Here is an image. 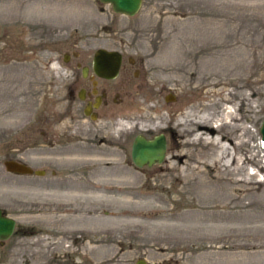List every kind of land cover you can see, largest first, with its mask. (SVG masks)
<instances>
[{"label":"rangeland","instance_id":"374dc122","mask_svg":"<svg viewBox=\"0 0 264 264\" xmlns=\"http://www.w3.org/2000/svg\"><path fill=\"white\" fill-rule=\"evenodd\" d=\"M202 37L239 41L237 47L251 51L248 56L237 52L244 65L237 69L234 136L240 147L224 154L184 135L191 127L162 129L155 135L164 134V161L138 168L130 148L139 132L123 129L129 136L123 155L102 145L67 143L78 134L77 126L64 100L63 77L54 71L56 61L73 52L75 41L81 53L101 47L121 53L114 83L125 84L124 116L130 114L134 122L150 54L164 53L161 46L168 41ZM191 72L186 70L176 90L161 92L159 105L182 113L189 110L187 101L204 96L201 87L189 91L188 83L197 76ZM263 76L264 0H143L133 17L95 0H0V209L16 221L12 236L0 243V264H264V82L253 83ZM227 90L212 96L216 116ZM169 94L176 99L167 103ZM167 114L162 110L166 122ZM86 128L87 138L95 134L93 125ZM115 132L109 125L112 142ZM221 133L214 135L221 139ZM216 152L224 157L220 164L213 163ZM5 161L43 175L9 173ZM99 178L113 186L116 200L97 203L84 197ZM131 179L136 182L132 199L124 206L119 194L129 190ZM77 188L79 197L71 191ZM130 208L138 211L132 217Z\"/></svg>","mask_w":264,"mask_h":264},{"label":"bare ground","instance_id":"6f19581e","mask_svg":"<svg viewBox=\"0 0 264 264\" xmlns=\"http://www.w3.org/2000/svg\"><path fill=\"white\" fill-rule=\"evenodd\" d=\"M237 45H241V42L237 41L233 44H227L222 41L207 42L203 37L202 39H189L185 42L168 41L165 45L163 44L161 48L166 49L164 53H158V55L150 54L149 56L150 62L146 68L148 75L145 79V90L138 104L140 116L137 117L134 122L129 120L130 114H128L127 117H122V129H126L128 133L139 132L137 134L144 137L154 136L156 132L162 129L171 128L176 131L178 128L191 127L192 130L183 131L186 133L184 135L190 134L194 136V140L198 142L201 141L204 148L212 145L215 146L217 150L227 154L225 151H228V149L237 148V145L240 147L243 143L240 142L237 144V137L234 136V133L237 132V69L244 67V65L242 63L243 61L237 60V52H240L241 55L248 56V54H251V51L242 47H237ZM254 48L255 46H252V51ZM167 49H169L168 53L166 52ZM115 52L119 53L118 51ZM190 58L191 61H189ZM252 61H254L253 56ZM187 69L192 71V75L197 73L194 81L188 83L189 91H197V89L201 87L205 90V94L202 98L197 100L190 99L187 101L188 106L186 107L189 109L188 111H182V113H180V109L175 113L168 104H165L166 107L159 105V97L161 96V92L166 89L176 90L177 81L181 82L184 79L183 75L186 73ZM171 82H173V86H169ZM263 82L264 76L254 80L253 83ZM253 83L248 82V84L251 85ZM220 90L227 91H225L224 94L225 98H221L220 100L223 101V105L220 107V114L218 113L216 116L212 110L217 105V102H213L212 96L217 95ZM254 94H256V92H254ZM169 96L176 99L172 94H169L167 97ZM226 104L230 105V107H224ZM162 110L169 111V114H167L168 122H166V118L161 115ZM197 110L203 111L196 114L195 111ZM133 119L134 118H132V120ZM216 131L217 133L224 131L223 134L221 133L219 135L221 139L216 138L214 135ZM209 134H211L212 137L214 135V137H207ZM222 142H230V146L233 147L229 145L225 146ZM193 143L194 142L189 141L186 144L192 146ZM201 157L204 158V154L197 157L195 161L196 164L199 163ZM213 157L214 164H220L224 158L223 156L218 157L217 152L214 153ZM230 158L232 163L237 164V157L235 155H231ZM196 170L195 167L191 168L190 175H193ZM216 179L223 182L228 181V179L224 180L221 177H217ZM135 183V180H129V186L126 187L129 190L119 194V196H121L118 198L119 203H122L124 206L130 205V201L127 199H132V189L134 188L132 184ZM188 183L191 184V182ZM94 186H90L88 188L89 190L85 189L87 191L84 197L88 196L90 199L96 200L97 203L116 200L113 186L109 184V182L102 181L99 178ZM71 191H75L74 193L77 197L81 196L82 190L79 188ZM78 209V207L75 208L74 212L77 213L79 211ZM129 212L131 213L129 216L132 217L138 211L135 208H130ZM117 215L121 216L122 214L118 213Z\"/></svg>","mask_w":264,"mask_h":264},{"label":"flooded vegetation","instance_id":"af4514ba","mask_svg":"<svg viewBox=\"0 0 264 264\" xmlns=\"http://www.w3.org/2000/svg\"><path fill=\"white\" fill-rule=\"evenodd\" d=\"M19 17L14 21V25H17L18 21L21 20ZM72 45L74 47L73 52L64 55L61 58V63L56 61L55 67H57V70L54 71V75L57 78L63 77V81H61V78L59 82L62 83V89L65 91L64 100L67 103L68 112L71 114L70 117L73 118L72 122L77 126L78 134L73 137V141L67 139V143L71 141L73 144H79L82 148L91 147L92 145H102L117 150L120 155L126 154V152L128 153L129 136L126 132H123L121 127V119L124 117L127 108L126 101L124 104L123 91L125 96L127 92L125 91L124 83L121 82L119 85L114 83L120 74L123 64L121 53L119 52L121 55V63L117 75L114 78H109L107 76V70H104V68L101 71L97 70L95 54L98 50H104L106 52L116 50L101 47L94 49L91 53H81L76 41ZM100 66H106V63L104 62ZM52 82H55V80H52ZM77 116L80 118H77ZM80 123L85 124V126L81 125L84 128L80 127ZM112 124H114L116 131L114 133L116 139L113 142L111 135L107 136L106 134L109 125ZM90 125H93L95 134L87 138L85 133L86 127ZM94 125L97 127H94ZM155 136L157 135L144 136V138L151 140ZM33 171L37 170L33 169Z\"/></svg>","mask_w":264,"mask_h":264},{"label":"water","instance_id":"95a60500","mask_svg":"<svg viewBox=\"0 0 264 264\" xmlns=\"http://www.w3.org/2000/svg\"><path fill=\"white\" fill-rule=\"evenodd\" d=\"M101 4L109 5L115 14L133 17L141 8L143 0H95ZM96 68L98 71L107 70V76L114 78L117 75L121 63V56L119 53L112 51L106 52L98 50L95 54ZM106 63V66L103 63ZM174 98L169 96L166 98L167 102L173 101ZM261 145L264 149V119L260 127ZM166 140L163 134H159L151 140H146L144 137L138 135L131 149V159L133 164L142 168L144 166L151 167L155 164H161L165 159ZM4 167L7 172L27 176V175H43L41 171H33L25 164L16 161H5ZM16 222L14 219L7 217L0 209V243L7 241L13 234ZM136 264H144V261H138Z\"/></svg>","mask_w":264,"mask_h":264}]
</instances>
